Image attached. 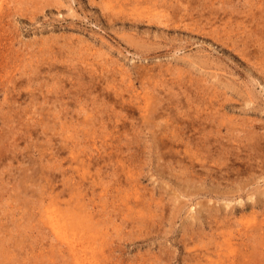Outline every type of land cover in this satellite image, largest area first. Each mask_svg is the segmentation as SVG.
I'll return each mask as SVG.
<instances>
[{"label": "rangeland", "instance_id": "rangeland-1", "mask_svg": "<svg viewBox=\"0 0 264 264\" xmlns=\"http://www.w3.org/2000/svg\"><path fill=\"white\" fill-rule=\"evenodd\" d=\"M1 1L0 264H264V0Z\"/></svg>", "mask_w": 264, "mask_h": 264}, {"label": "bare ground", "instance_id": "bare-ground-1", "mask_svg": "<svg viewBox=\"0 0 264 264\" xmlns=\"http://www.w3.org/2000/svg\"><path fill=\"white\" fill-rule=\"evenodd\" d=\"M10 1V0H9ZM1 0H0V5H1ZM21 2V1H20ZM57 230V229H56ZM58 233H59V231H57ZM259 233V232H258ZM263 234V233H262ZM260 236V238H258V243H259V245H258V247H264V237L262 236V235H259ZM257 243V242H256ZM70 244H72V243H70ZM257 246V245H256ZM69 247L70 248H72L73 249V246L72 245H69ZM258 250V249H257ZM261 252V251H260ZM76 253V252H75Z\"/></svg>", "mask_w": 264, "mask_h": 264}]
</instances>
